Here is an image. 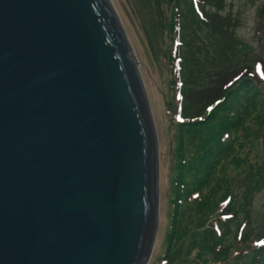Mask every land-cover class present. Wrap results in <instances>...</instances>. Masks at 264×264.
<instances>
[{"label": "water", "instance_id": "1", "mask_svg": "<svg viewBox=\"0 0 264 264\" xmlns=\"http://www.w3.org/2000/svg\"><path fill=\"white\" fill-rule=\"evenodd\" d=\"M159 149L111 0H0V264H148Z\"/></svg>", "mask_w": 264, "mask_h": 264}, {"label": "rangeland", "instance_id": "2", "mask_svg": "<svg viewBox=\"0 0 264 264\" xmlns=\"http://www.w3.org/2000/svg\"><path fill=\"white\" fill-rule=\"evenodd\" d=\"M181 1L182 35L177 38L180 44L176 46L172 41L170 43L168 32L164 29L169 18L170 0H111L138 62L157 132L159 216L148 264H159L162 259L171 213V181L175 173L177 134L170 126L165 106L172 102L176 109L180 96L199 99L204 88L218 80L223 81L235 69L236 72L241 70L254 76L255 84L251 82L250 93L244 97L250 96L253 105L247 111L248 117L243 114L241 130L227 137L228 142H231L232 153L225 163L216 167L210 188L216 191L217 200L229 190L232 191L229 195L233 196L232 218L225 225V235L221 241L224 251L230 253L233 259L223 264H247L242 252L250 251L251 248L250 244L245 247L240 241L242 234L246 238L258 237L256 242L264 241V0ZM226 16H229L227 19L230 21L231 42L220 36L223 24L218 17ZM174 50L181 66L178 79L182 86L178 94L170 89V68L166 58H162L166 52L173 54ZM186 88L194 93L193 96L188 97ZM183 104L185 98L182 99L181 107ZM257 168V181L247 177L255 173ZM222 178L225 181L219 183L218 179ZM215 183L221 187H214ZM206 190H202L201 194ZM228 198L225 197L219 204V214L220 209L227 211L230 203V200L226 202ZM213 212L214 208L211 214L208 210L199 213L193 208L187 209L186 218L182 220L184 229L189 226L190 230H184L186 238L176 243L173 264L195 263L193 260L197 248L191 242L197 241L203 229L201 227L206 222L217 218L218 212ZM189 219L191 224L187 222ZM196 220L201 223L193 225ZM256 242L253 241L252 250L256 248Z\"/></svg>", "mask_w": 264, "mask_h": 264}, {"label": "trees", "instance_id": "3", "mask_svg": "<svg viewBox=\"0 0 264 264\" xmlns=\"http://www.w3.org/2000/svg\"><path fill=\"white\" fill-rule=\"evenodd\" d=\"M181 2V0H170L169 18L167 17L164 28L168 32L170 43L172 41L176 46L180 44L177 38L182 35ZM218 18L223 24L220 29V36L231 42L229 16ZM201 22L210 23L209 21ZM202 23L199 22V24L204 25ZM162 32L163 30H161ZM241 48H244V46H241ZM174 53L175 50L173 54L168 51L162 58H166L170 68V80L168 82L170 89L178 94V89L182 86L178 79L181 75V66L180 59ZM235 70L223 81L218 80L213 85L204 88L200 92L199 99H188L186 96H180L176 109H174L172 102L165 106L166 115L170 126L176 131L177 139H175V173L171 181V213L167 235L164 240L166 248L159 264H173V258L177 250L176 243L186 238L184 230H190L189 226L184 229L182 220L183 217L186 218L185 212L188 208H193L199 213L208 210L211 214L213 208L215 209L213 213L218 212L217 218L206 222L201 227L203 229L198 235L197 241L191 242L192 246L197 248L193 260L195 263L193 264H223L230 263L233 259L230 253L224 251L221 245L225 235V225L232 218L233 196L229 195L232 191L229 190L224 195L219 196L217 200L215 199L216 191L210 188V183L214 181L213 173L216 167L225 163L229 154L232 153L231 142H228L227 137L241 130L244 123L243 114L248 117L247 111L253 105L250 102L252 100L250 96L249 99H244V97L249 95L250 85L255 84L253 81L254 76L251 73L247 75L241 70L238 72ZM186 90L188 97L193 96V92L188 88ZM183 98H185V105L183 104L181 107ZM246 116L245 118H247ZM257 172L258 168L255 173L247 175V177L257 181ZM221 180L225 181L222 178L218 179V182L221 183ZM214 187L221 186L215 183ZM206 188L205 193L201 194L202 190ZM225 197H229L226 202L230 200V203L226 209L227 211L224 212L220 209L219 214V204ZM189 221L190 219L187 220V222ZM198 222L201 223L200 220H196L193 225L199 224ZM258 239V237L246 238L243 234L241 236L240 241H242V244L245 247L250 244L251 248L250 251L243 250L242 252L247 264H264V241L256 242ZM253 241L256 242L254 250H252Z\"/></svg>", "mask_w": 264, "mask_h": 264}]
</instances>
